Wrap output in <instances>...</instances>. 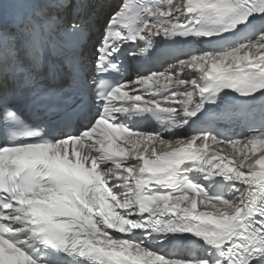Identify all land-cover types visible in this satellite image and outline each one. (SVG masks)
<instances>
[{
  "label": "snow or ice",
  "instance_id": "snow-or-ice-1",
  "mask_svg": "<svg viewBox=\"0 0 264 264\" xmlns=\"http://www.w3.org/2000/svg\"><path fill=\"white\" fill-rule=\"evenodd\" d=\"M0 264H264V0H0Z\"/></svg>",
  "mask_w": 264,
  "mask_h": 264
},
{
  "label": "bare ground",
  "instance_id": "bare-ground-1",
  "mask_svg": "<svg viewBox=\"0 0 264 264\" xmlns=\"http://www.w3.org/2000/svg\"><path fill=\"white\" fill-rule=\"evenodd\" d=\"M179 2V0H174V2ZM238 148L240 147L239 145L237 146ZM221 148H224V150H225V152H227L228 151V149L227 148H225L224 146H221Z\"/></svg>",
  "mask_w": 264,
  "mask_h": 264
}]
</instances>
